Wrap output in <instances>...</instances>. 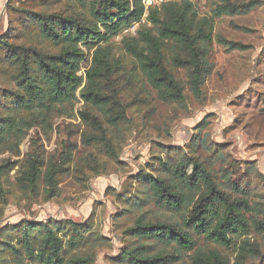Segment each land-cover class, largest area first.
I'll return each mask as SVG.
<instances>
[{
	"label": "trees",
	"instance_id": "trees-1",
	"mask_svg": "<svg viewBox=\"0 0 264 264\" xmlns=\"http://www.w3.org/2000/svg\"><path fill=\"white\" fill-rule=\"evenodd\" d=\"M72 1L88 7L91 18H82L69 9L14 7L51 48L14 42L12 28L0 35V78L3 82L13 79L16 86L0 88V152L19 155L33 127L48 121L58 105L81 98L84 104L79 117L86 126L82 143L100 147L119 159L110 134L111 128H119L127 119L128 105L118 84L119 66L101 42L142 18L145 7L142 0ZM255 4L254 0H221L211 15L200 16L192 0L168 1L150 9L146 18L153 26L140 28L136 38H125L124 50L134 58L161 101L186 106L187 88L202 99L203 86L213 70L210 51L216 18L226 13H248ZM218 41L230 50L248 47L221 36ZM85 46L94 51L83 76L80 70L86 58ZM176 70L186 72L187 87L177 78ZM197 147L206 154L201 155ZM76 149L77 143L67 141L47 166L37 150L21 162L0 160V205L7 201L5 177L18 165L16 180L23 194L37 197L43 181L47 197L57 195L60 177L68 172ZM148 165L153 172L139 176L144 197L133 202L138 206L151 202L168 218L154 219L150 210L142 212L126 230L136 239L119 256V262L264 264V248L253 239V235H264V201L251 186L253 174H263L255 165L243 169L223 145L203 138L194 139L188 150L182 146L164 148V155L156 156ZM89 231L88 225L70 220L2 226L0 255L10 253L18 264H91V256L74 254L66 259L67 246L74 249L86 245Z\"/></svg>",
	"mask_w": 264,
	"mask_h": 264
},
{
	"label": "rangeland",
	"instance_id": "rangeland-1",
	"mask_svg": "<svg viewBox=\"0 0 264 264\" xmlns=\"http://www.w3.org/2000/svg\"><path fill=\"white\" fill-rule=\"evenodd\" d=\"M6 1L0 0V15ZM220 1L192 0L200 16L211 15ZM254 1L256 7L248 13H226L216 18L210 51L213 70L203 86L202 99L195 98L187 88L186 106L161 101L137 68L134 58L124 50L125 38H136L140 28L153 26L146 18L150 9L118 34L102 41L101 44L111 51V59L119 66L118 84L122 88V99L128 105L127 119L119 128H111L110 136L119 159L111 157L100 147L82 143L86 126L79 117L84 104L81 98L58 105L48 121L28 132L19 155L0 152V160L9 158L21 162L30 152L37 150L47 166L51 158L60 155L67 141L77 143L69 170L60 177L58 194L48 198L42 181L38 196L27 197L18 188L19 165L16 166L4 180L7 201L0 205V228L26 221L51 224L70 220L86 224L91 232L87 244L74 249L65 245L66 259L78 254L94 258L91 264H126L119 262L118 258L134 244L136 238L126 230L136 218L146 210H150L149 216L154 219L168 218L151 202L145 201L142 206L133 202L144 197L142 191L145 187L139 176L143 172H153L148 163L156 156L164 155V148L182 146L188 150L194 139L201 138L213 145H223L243 169L249 164L255 165L263 175L254 173L251 186L264 201V0ZM14 7L33 11L69 9L82 18H91L88 7L78 6L72 0L9 2L0 18V35L12 28L14 42L37 43L46 48L50 44L38 38L37 31L24 20L26 16L15 11ZM220 36L248 47L227 49L218 41ZM83 49L86 58L80 74L85 76L94 50L86 46ZM167 53L169 56L168 50ZM174 73L187 87L186 72L176 70ZM3 80L1 77L0 88H16L13 79ZM83 86L84 83L79 91ZM2 94L1 91L0 100ZM197 150L201 155L206 154L200 147ZM135 195H138L137 199ZM253 239L264 248V235H253ZM0 264L18 263L6 253L0 255Z\"/></svg>",
	"mask_w": 264,
	"mask_h": 264
},
{
	"label": "built area",
	"instance_id": "built-area-1",
	"mask_svg": "<svg viewBox=\"0 0 264 264\" xmlns=\"http://www.w3.org/2000/svg\"><path fill=\"white\" fill-rule=\"evenodd\" d=\"M168 1L169 0H142L146 11L151 8L161 7L164 3Z\"/></svg>",
	"mask_w": 264,
	"mask_h": 264
},
{
	"label": "water",
	"instance_id": "water-1",
	"mask_svg": "<svg viewBox=\"0 0 264 264\" xmlns=\"http://www.w3.org/2000/svg\"><path fill=\"white\" fill-rule=\"evenodd\" d=\"M8 3H9V0L6 1L5 6H4V8H3L2 12H1L0 18L3 17V15H4V13H5L6 9H7Z\"/></svg>",
	"mask_w": 264,
	"mask_h": 264
}]
</instances>
